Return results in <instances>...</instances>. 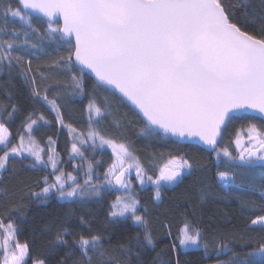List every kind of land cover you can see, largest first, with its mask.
Instances as JSON below:
<instances>
[{
  "label": "snow or ice",
  "instance_id": "6c2138e0",
  "mask_svg": "<svg viewBox=\"0 0 264 264\" xmlns=\"http://www.w3.org/2000/svg\"><path fill=\"white\" fill-rule=\"evenodd\" d=\"M21 7H14L10 0L0 5V18L4 26L0 27V72L7 67L9 74L16 66L20 67L25 80L31 84L33 97H39L56 112V119L64 125L63 115L56 100L49 99L47 89L41 95L36 86L35 76L30 75V49L40 46L45 40H54L65 48L67 57L62 67L70 73L71 86L84 94V74H94L96 87L121 94L139 109L145 120L146 135H162L176 138H195L215 152L216 159L221 155L227 157L228 171H218L221 186L229 194L233 190L256 189L254 181L245 184L237 183L233 171L235 168L245 169L240 175H247L257 167L264 169V125L258 126L249 121L235 135L237 154L233 155L227 146L220 147L229 126L234 121L249 116L264 120V0L253 4L250 0H239L246 10L244 18L236 16V5L226 0H17ZM252 16L248 17V7ZM30 10V11H24ZM33 13L40 14L38 19L46 25L41 32L33 24ZM19 18L24 27L19 31L7 28V18ZM262 21L260 27L247 30L249 18ZM5 33H9L5 36ZM33 38L36 42H33ZM23 53V55L21 54ZM59 65V62H57ZM25 64L27 65L25 67ZM75 69V71H73ZM10 95V94H9ZM111 105L107 97L103 98V106L97 103L93 94L87 104L88 119L99 123L110 115ZM19 109L12 105L9 118ZM33 113L24 118L27 135L21 136L18 144H12L10 133L3 122H0V175L10 166V158H23L24 154L34 161L50 165L57 171V159L52 150L47 159L42 155V148L32 135L39 121L48 123L43 114L33 119ZM117 126L119 123L117 122ZM70 132L77 130L67 126ZM93 145L97 140L101 146L109 145L115 153V161L109 166L106 177L108 184L129 187L128 175L135 169L140 183L146 179L156 185L155 198L160 199L161 188L177 183L185 173L191 171L193 163L185 155L171 156L158 169L155 178L147 176L139 159L128 145L117 144L115 140L106 139L98 130L89 125L87 133ZM80 144L87 140L77 136ZM49 143H53L49 137ZM218 149V150H217ZM72 152L83 157L84 153L77 143L72 144ZM36 164H33L35 167ZM93 165L89 163L87 185L91 180ZM67 180L75 181L71 173L65 176L62 172L55 176L53 182L44 178V187L33 195L38 199H46L49 193L56 190L64 199H72L85 195L79 185L65 187ZM260 194L264 197V183H261ZM0 191H5L0 188ZM92 191L98 194L93 186ZM201 199H203V190ZM140 201L135 197L124 200L120 197L112 204L111 217L130 215L133 222L143 228L135 237L134 246L120 245L126 257H137L148 246L155 247L148 221L144 215L138 214ZM247 206V205H246ZM264 212V208L259 209ZM82 222L83 218H81ZM264 231V215L257 214L248 225ZM3 240L0 241V264H29L30 250L27 243H19L16 239L17 229L9 222L0 220ZM69 230L61 226L56 231L55 245H69L66 235ZM101 236H79L75 243L79 246L80 264H91L93 255L104 258L105 264H120L114 257H107V250L101 243ZM178 243L184 248L203 247L207 252L209 245L202 239V232L185 222L179 230ZM10 242L11 243V247ZM129 245L132 242L129 241ZM176 241L172 249H176ZM139 248L140 251L136 249ZM223 251H231L226 244L219 245L217 255ZM257 251L264 253V244ZM75 255L69 246L60 264ZM159 255V254H158ZM254 255V254H250ZM235 258V257H234ZM31 264H45L44 259H31ZM75 264V262H74ZM179 264V261H177ZM222 264V262H217Z\"/></svg>",
  "mask_w": 264,
  "mask_h": 264
},
{
  "label": "trees",
  "instance_id": "16d2710c",
  "mask_svg": "<svg viewBox=\"0 0 264 264\" xmlns=\"http://www.w3.org/2000/svg\"><path fill=\"white\" fill-rule=\"evenodd\" d=\"M5 2L7 0H0V5ZM10 2L14 7H19L16 0ZM226 2L235 4L236 16L244 18L246 8L239 0ZM250 2L259 4V0ZM247 11L248 17H251L250 6ZM4 23V19L0 18V27L4 26ZM261 23L259 17L249 18L247 30L255 32ZM33 24L41 32L45 31L46 25L40 19L34 17ZM22 27V21L7 18L9 30L14 28L19 31ZM8 34L5 33V36ZM33 42H36L35 38ZM29 51L34 53L30 57L25 56V60L31 58L32 61L30 75L35 76L41 95L47 89L49 99L56 100L63 115L64 125L56 119V112L50 105L41 98L32 96L31 84L25 80L19 66L14 67L10 74L7 67L0 72V122L8 128L11 143L17 144L24 130V118L30 112L33 113V119L43 114L48 123L39 121V126L34 128L32 135L44 148L51 137V144L58 159L57 171H63L64 175L71 173L77 179L76 184L86 192L84 200L60 201L56 193H50L46 199H38L33 193L40 192L45 186V177L50 183L53 182L57 171L54 172L50 166L43 164L33 167L34 163L28 157L10 158V166L0 175V188L5 190L0 191V220H3L5 225L9 222L15 225L16 239L21 244H28L31 259H44L45 264H60L71 246L75 255L67 260V264H80V249L75 240H78L80 235L86 238L99 235L103 247L107 250L106 256L114 257L120 264H177V261L179 264H217L218 261L222 264H264V253L257 251L258 246L264 244V231L255 226L248 227L257 214L264 215V212L259 211L264 208V198L259 188L260 184L264 183V169L257 167L253 172L242 176L240 174L245 169L235 168L233 171L237 183L243 181L247 184L254 181L257 187L250 191L233 190L229 194L221 186L217 172L228 171L229 163L239 161L230 162L223 155L217 160L215 152H206L196 145H181L162 135H146L145 124L135 112L111 92L96 87L86 74L83 77L84 94L73 90L70 73L62 67L64 61L61 57L66 58L67 52L56 41L45 39L38 48ZM93 94L101 106L104 97H107L111 105V114L99 123L88 119L87 104ZM13 104L19 111L13 113L10 119L8 113L12 111ZM249 121L258 126L264 125L262 120L251 116L238 119L219 140V146H227L233 155H236L235 135L242 128H246ZM90 124L106 139L128 145L130 151L139 159L147 176L155 178L158 169L173 155H185L194 165L177 183L162 187L159 200L155 198V188L148 186L140 190L132 182L134 196L140 201L138 214L147 219L155 242V247L148 246L141 252L139 260L135 256L126 257L120 250V245L134 246L136 235L139 233L142 236L144 229L137 226L130 215L127 218L115 219L109 215L116 193L105 189L98 182L112 162L110 153L99 151L92 155L91 149L81 144L83 158L70 159L72 143H79L76 137L81 134L84 137ZM68 125L77 131L70 132ZM89 163L93 168L91 180L86 185ZM89 185H98L104 190L102 193L98 191L97 194L85 188ZM185 222L201 230L203 241L209 245L207 252L203 247L180 249L177 237ZM61 226L71 233L65 236L69 245L53 247L56 231ZM2 240L3 230H0V241ZM129 241L132 245H129ZM173 241L177 244L175 250L172 249ZM11 243L14 242H10V247ZM221 244H226L231 251H223L217 255ZM136 250L140 251L139 248ZM91 264H105V260L99 255H93Z\"/></svg>",
  "mask_w": 264,
  "mask_h": 264
},
{
  "label": "rangeland",
  "instance_id": "374dc122",
  "mask_svg": "<svg viewBox=\"0 0 264 264\" xmlns=\"http://www.w3.org/2000/svg\"><path fill=\"white\" fill-rule=\"evenodd\" d=\"M16 19H18L19 20V18H16ZM89 131V130H88ZM88 131H87V133H88ZM87 133L84 135V139H86L87 140V143H85V144H83V146L85 147V146H88V148H90L91 149V154L93 155V154H95V153H97V152H102V151H107V152H109L110 153V155H111V160H112V162H111V164L115 161V159H116V157H115V153L113 152V149H112V147L111 146H109V145H103V146H101L100 145V143H99V140H97V142H96V144L95 145H93V143H92V140L91 139H89L88 138V136H87ZM27 133H26V131H25V128H24V130H23V133H22V135L21 136H24L25 137V142H27ZM20 140V139H19ZM19 140H18V143H19ZM17 143V144H18ZM73 143H75V141L73 142ZM72 143V144H73ZM79 144V147H80V142L78 143ZM234 146H235V143H234ZM42 148H44V147H42ZM52 150H54L53 149V145L51 144V143H48L47 144V146L44 148V153H42V155H44L45 156V159H47V154H51L52 153ZM237 151V150H236ZM70 154H71V158L70 159H72V160H79V159H81V158H83V157H81V156H78V155H76V154H74L73 152H72V145H71V148H70ZM24 157H28L30 160H32V162L33 163H35V164H37V165H40L39 163H37V162H35L34 161V158L33 157H31V156H28V154L27 153H25L24 154ZM56 159H57V157H56ZM110 164V165H111ZM47 166H50V165H47ZM51 167V166H50ZM57 167H58V159H57ZM108 168L109 167H107V170H108ZM107 170L105 171V173L107 172ZM63 173L64 174V172L63 171H57L56 172V174H55V176L56 175H59L60 173ZM130 172H131V174L130 175H128V177H127V179H128V181H129V187L127 188V189H125V188H122V187H120L119 185H116L114 182H113V184H108L107 183V180L108 179H110L111 177H106L105 176V173H104V175L103 176H101L100 177V179L98 180V182H100L99 184H101L102 185V187L104 186L105 187V189H108V190H111V191H113V192H115L116 193V196L117 197H120V198H122V199H124V200H127V199H129V198H131V197H135L134 196V192H133V183L132 182H134L137 186H138V189H144V188H146V187H153V188H155L156 189V185L154 184V183H152L151 181H148L147 179H146V182L144 183V184H141L140 183V180H139V178H137V176H136V174H135V169H132V170H130ZM187 173H188V170H185V173L183 174V176L184 175H187ZM55 176H54V180H55ZM65 176H67V175H65ZM99 177V176H98ZM77 180V179H76ZM76 180L75 181H72V180H67V183H66V185H65V187L67 188V187H69V186H73L74 184H76ZM173 185V184H172ZM168 186H170V185H166V187H168ZM89 188L90 190H92V185H89V186H85V188ZM96 189H97V191H100L101 193H102V191L104 190V189H102L100 186H98V185H96V186H94ZM52 193H56L57 194V197H58V199L60 200V201H67V200H70V199H64V198H61L60 196H59V193L58 192H56V190L55 189H53V191L51 192V194ZM86 193V192H85ZM50 194V193H49ZM117 197L115 198V200L117 199ZM84 198H85V195L84 196H82V197H77V198H72V199H80V200H84ZM264 198V197H263ZM71 199V200H72ZM113 204V203H112ZM111 207H112V205H111ZM127 216H129V215H127ZM112 218H125V217H112ZM181 248L180 249H182V250H187V249H192V248H195V247H190V248H184L183 246H180Z\"/></svg>",
  "mask_w": 264,
  "mask_h": 264
},
{
  "label": "water",
  "instance_id": "95a60500",
  "mask_svg": "<svg viewBox=\"0 0 264 264\" xmlns=\"http://www.w3.org/2000/svg\"><path fill=\"white\" fill-rule=\"evenodd\" d=\"M19 7H21V6L19 5ZM24 11H30V10H24ZM39 16H40V14L33 13V17L37 18ZM85 74L88 75L95 84L97 83L94 74H92L88 71H86ZM111 93L114 94L115 96H117L119 98V100H121L123 102V104H126L130 108V110L135 112L134 114H136L141 119L143 124H145V120L143 119L142 114L139 112V109H137L135 105H133L130 101H128L127 98H122L121 94H119L118 92H116V93L111 92ZM262 121L264 122V120H262ZM166 138H168V139H170V140H172L178 144H181V145H196V146L204 149L206 152H214V151L210 150L206 145H203L202 142L198 141L195 138H176V137H166ZM218 143H219V141H218Z\"/></svg>",
  "mask_w": 264,
  "mask_h": 264
},
{
  "label": "bare ground",
  "instance_id": "6f19581e",
  "mask_svg": "<svg viewBox=\"0 0 264 264\" xmlns=\"http://www.w3.org/2000/svg\"><path fill=\"white\" fill-rule=\"evenodd\" d=\"M117 197V196H116ZM115 199V198H114Z\"/></svg>",
  "mask_w": 264,
  "mask_h": 264
}]
</instances>
